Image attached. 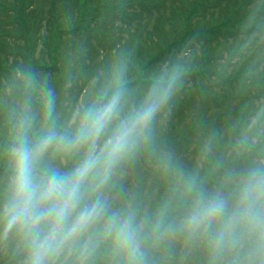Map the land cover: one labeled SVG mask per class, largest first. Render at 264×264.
Masks as SVG:
<instances>
[{
  "label": "trees",
  "instance_id": "obj_1",
  "mask_svg": "<svg viewBox=\"0 0 264 264\" xmlns=\"http://www.w3.org/2000/svg\"><path fill=\"white\" fill-rule=\"evenodd\" d=\"M41 1L47 5L46 8ZM129 1L38 0L35 10H32L33 13L32 11L26 12L25 16L23 9L25 0L0 2V11L7 15L2 21L0 40L6 42L7 38L10 44H15L12 39H18L22 43L17 47L0 44L1 49L10 50L12 52L10 56L13 57L15 52L22 54L20 58H23V62L26 63L23 68L29 69L26 78L17 80L8 71L10 69L8 63L0 60V82L8 81L12 87L9 96L2 92L3 87H0L1 95L8 98V100L4 99L5 103H0V109H3L0 118V207L3 204V191L9 174L8 150L12 145L22 142L15 138V124L18 117H22L30 133L33 131L31 137L23 141L26 143L32 141L37 133L71 137L79 125L77 120L75 126H69L71 109L64 103V100L62 102L60 99L52 100L46 94L41 95V91L50 90L52 94L58 92L57 94L63 97L62 92L65 90L63 79L68 81L72 80L73 76H77L73 80V88L81 93L84 91L85 94L80 102V105L84 103L81 116L112 94L119 93L122 104L121 117H123L145 103L153 90L159 91L163 86L167 88L168 94L154 114L153 120L173 117L170 120L174 124L173 126L170 122L172 132L177 126V129L181 130L190 123L208 125L209 129H212L208 142L212 149L200 156L196 163L198 168L207 169L208 173L193 180L194 187L191 191L184 186L176 191L177 199L173 198L174 201H178L176 203H169L159 198L161 192L157 194V200L161 203L165 201L170 205L174 218H180L182 223L177 222L172 226H167L168 222L162 223L159 229H155L156 224L152 215L153 209L157 206L155 205L147 213L148 226L140 228L135 233L131 232V239L127 243L117 244L114 240V231L108 232L105 226L109 217L114 213L113 208L109 207L117 204L119 198L115 196L111 187L105 186L101 189V198L106 209L103 215L105 217H101L102 221H100L101 218L98 219L78 240L65 245L71 250L70 257L67 256L64 246L59 254L52 258L51 264H78V260L83 257V264H185V261L188 264H244V252L237 250L234 245L240 242L246 244L247 236L255 237L256 233H261V230L255 231L242 225L228 234L231 243L227 245L221 242L218 247H215L212 238L209 239L208 236L214 231V224H211L208 229L200 226L193 227L188 225L186 218L201 196H223L228 189L236 186L240 177L236 172L242 175L248 170L264 169V110H257V120L249 123L247 111H243L240 105L232 109L228 108L232 101L226 100H231L234 95L239 94L230 93L224 88V85L230 83V78H225L224 73V66L227 64L218 62L219 59L217 60L214 54L216 49L214 43L217 44L219 40L218 33L226 30L227 25L228 27L233 25L248 28V33H254L252 42H256L258 49L254 50L250 45V49L246 48L238 54L247 67L253 64L256 67L259 63L264 65V44L261 45L259 41L264 40V0H229L224 7L225 13L214 14L208 23L203 19V8L208 10L218 0H213L214 3L210 2L211 0H198L191 5L181 0L182 7L170 2L167 9L168 14L163 9L166 0H137L140 3L139 7L140 5L142 7L139 13L129 12L124 8ZM40 14L45 16L44 33L40 38L44 47L40 50V54L36 55V44L31 31L35 34L38 30L41 24ZM132 15L141 16L140 19L148 18L147 21H153L154 26L149 29L146 23H138L136 29L133 28L129 32ZM115 20L121 25L114 24ZM109 21L111 27L105 28L104 24H109ZM102 29L108 30L113 36L111 45L106 43L108 39L103 41ZM125 32H129V35L123 38L122 34ZM90 40L106 47L103 63L94 60L92 56L94 45L91 46ZM242 43L245 44L247 41ZM197 49H200V52ZM112 50L117 51L118 59L115 61L111 56ZM85 62H87L86 66L83 65ZM126 67L128 68L127 75L125 71L121 72ZM243 71L244 69H241V72ZM258 73L263 75L260 71ZM60 74L63 79H57L58 82L50 80ZM93 74H96V79H93ZM211 74L220 78V80L217 79L220 86L209 88L206 84H202V80L210 77ZM250 75V81H254L255 73L251 72ZM243 78L248 77L244 75ZM195 82L200 85H196ZM258 83L260 93L255 97L249 95L247 97L264 99V83L260 81ZM243 84L248 88L250 86L247 82ZM184 86L187 87L183 88ZM217 88H221L223 92L217 91ZM14 89L16 94L13 93ZM22 94L25 97L23 99L34 111L33 115L16 104L15 97ZM34 95L39 99L32 98ZM237 98L239 100V97ZM65 100L67 104L73 102L70 97ZM235 114L237 117L235 125L238 131L237 136L234 134L235 137H233L232 130H235L233 116ZM221 119H224L228 126L227 145L229 148L227 149L220 147V144L214 141ZM193 139L194 137L192 142L195 143ZM199 144L202 143L198 142L197 146ZM142 149L148 153L140 154ZM213 150L216 153L211 155ZM150 154L152 150L148 145H143L142 148L136 146L126 156L131 158V155H134V159L131 158L133 163L124 164L119 161L116 164L118 167L113 168L115 171L112 170L106 183L110 185L122 183L124 179L118 180V176L124 174L126 170H131V173L135 172L138 184L147 170L145 167H148L149 163L156 166ZM79 158L80 154L75 153L60 158L55 164L45 159L44 162L42 161V166L57 165L56 167L64 169L67 165L65 168L67 169L69 165L73 166ZM62 161H66V165ZM217 166L221 168L214 176ZM107 188L112 193L110 197L103 195ZM186 192L188 196L185 197L183 194ZM139 193L138 189L134 197H129V201L134 203ZM118 221L120 222L119 219ZM175 226L183 228L181 236L177 234L179 239L173 231L168 232ZM140 232L141 237L134 241L133 238ZM221 233L220 238L224 233L226 237V230L222 228ZM217 234L213 233V236ZM17 235L15 230L5 232L3 226L0 225V247L5 239L14 238ZM173 238H176L175 245L172 243ZM200 241L205 243L202 249L198 245ZM24 246L25 243L19 252L14 251L7 256V259L0 260V264H18L27 258L28 249Z\"/></svg>",
  "mask_w": 264,
  "mask_h": 264
},
{
  "label": "clouds",
  "instance_id": "obj_2",
  "mask_svg": "<svg viewBox=\"0 0 264 264\" xmlns=\"http://www.w3.org/2000/svg\"><path fill=\"white\" fill-rule=\"evenodd\" d=\"M167 88L153 90L138 108L121 117L119 93L90 108L71 137L37 133L7 153L9 174L0 207V225L15 230L28 249V264H51L65 245L87 232L105 213L101 189L115 165L129 155L163 104ZM80 158L70 169L44 167L49 154ZM228 215L231 222L264 227V173H252L239 187V199L228 211L220 195L201 196L186 222L192 226L210 223ZM108 232L123 245L131 239L126 222L109 217Z\"/></svg>",
  "mask_w": 264,
  "mask_h": 264
},
{
  "label": "rangeland",
  "instance_id": "obj_3",
  "mask_svg": "<svg viewBox=\"0 0 264 264\" xmlns=\"http://www.w3.org/2000/svg\"><path fill=\"white\" fill-rule=\"evenodd\" d=\"M2 1L4 0H0V2ZM33 1L34 2H31V6L29 7V10L31 11L35 8L36 3H38V0H33ZM121 1H124V0H121ZM185 1L187 4L191 5L193 3H196V1L198 0H185ZM228 1L229 0H218V2L215 4L214 3L215 1L211 0L210 2L214 3L213 6L212 7L210 6L208 10L203 8L204 11H202V15L204 13L203 19L205 20V22L208 23L211 20L212 16L214 14L216 15V13H220V14L225 13L224 7L226 6V3ZM170 2L175 3L178 7H182L181 0H166V3L163 6V9L167 12V14H168L167 9L170 6L169 4ZM138 4L140 3L137 0H130L129 3L124 8L129 12L139 13L140 10H142V7L141 5L139 7ZM42 5L45 6L46 4L42 2ZM183 7L184 9H186L184 5ZM140 18L141 16L138 17L136 15H132L130 17L132 21V25L129 26V32H131L133 28L136 29V27L138 26V23L140 24L146 23L149 29H151L154 26L153 21H147L148 18H145V19L144 18L140 19ZM113 23L121 25L117 22V20H115ZM104 27L105 28L111 27L110 21H109V24H104ZM41 31L42 33L40 34V36L38 35L36 37V48H35L37 49L36 55H39L40 50L44 47V43L42 42V40H40L41 36L44 33V24L42 26ZM247 31H248V28L244 29L241 27H235L233 25H231V27H228L227 25L226 30L218 33L219 40L217 41V44L216 42L214 43L215 44L214 47H216V49L214 50V54L216 55L217 60L219 59V55H221V58L225 60V61L218 60V62L227 64L226 66H224V73L226 75L225 78H230V83L229 85L223 84L224 88L228 89L230 93L243 95V99L241 100V102L238 101V98H237L238 95H235L236 97H234L231 100H226V101H232V103L229 104L230 107L228 108L232 109V107H238V105H240L243 111H247V119L249 120V123H250V122H255L257 120V113H258L257 110L258 111L264 110V99L262 98L251 99L247 97L248 95L255 97V95L257 96V94L260 93L259 83L257 80H254V79H253L254 81H250V78H251L250 73L253 72L255 73V76H259L261 75L258 73L260 71L264 74V65L263 64L260 65L259 63V64H256V67L253 66L254 64L247 67V65H245V63H243L242 59L240 58V55L236 52V50L243 48L242 42L247 41V44H252L251 42L253 40L254 33L251 34V33H248ZM102 32L104 34L103 41L108 39L106 43L108 45H111L112 44L111 39L113 37L111 33L108 30H103V29H102ZM129 32H125L124 34H122L123 38L128 37ZM12 38H16V37H12ZM12 41L15 42V44H12V43L10 44L6 38V42H3L2 40H0V44H2V46L7 44L9 46H14V47H17L18 45H22V43H20L18 39H12ZM259 41L261 45L264 44V40L263 41L259 40ZM90 44L91 46L94 45V49L92 48L93 50L92 56L94 60H97L96 62L103 63V59L105 58V55H106L105 53L106 47L104 45H99V43H97L94 40H90ZM236 46H237V49H236ZM248 48L250 49L251 47L248 46L247 49ZM88 51L90 52V49H88ZM108 51L110 50L108 49ZM197 51L200 52V49H197ZM116 52L117 51H113V50L111 52V56L112 58H114V61L118 59ZM11 54L12 52L10 50L1 49V45H0V60L8 63L9 68H10L8 71L12 73V77L15 76L17 80H20V78H22L23 80L29 74V69L23 68L26 66V63L23 62L24 61L23 58H20L22 54L15 52L14 57L10 56ZM12 61L13 63H10ZM228 63H230L231 65H229ZM86 64L87 62H85L83 65L86 66ZM241 69H244V71L241 72ZM95 75L96 74H93L94 76L93 79H96ZM244 75H246L248 78H243ZM61 77H62V74L50 80L58 82L57 79H63ZM76 78L77 76H73L72 80H68V81L63 79L65 83V87L63 88L65 90L62 92L63 97H60V95L57 94L58 92H56L55 94H52L53 92L50 90H47L46 92H43V91L40 92L41 95L46 94L52 100L60 99L61 102L62 100H64V103L70 106L71 117H70L68 124L71 127L75 126L77 120H78V123H80L81 121L82 116L80 113H81V109H83L84 103L81 104L82 105L81 106L80 102L82 98L84 99L85 97L84 91H82L81 93L78 89L73 88V80ZM232 80L234 81L232 82ZM77 81L79 82L78 79ZM244 81L250 84L249 88L243 84L245 83ZM203 82L207 84L210 88H212L213 86L215 87L217 85L220 86V83L216 79V76L212 74L210 75V77L204 78ZM0 87H3L2 92H5L7 96L11 94L12 87H11V83H9L8 81L0 82ZM217 91L222 92V89L217 88ZM2 92H0V96L2 97V98L0 97V103H5L4 99L8 100V98L7 96L3 97L1 95ZM13 93L16 94L15 89ZM67 97H70L73 102L70 104H67L65 100V98ZM23 98H25L23 94L19 97L16 96L15 97L16 104L20 106L21 109H27L28 113H31V115H33L34 111L31 110L29 103H26L25 99ZM32 98L37 99V100L39 99L36 95H34V97ZM2 111L3 109H0V118L2 117ZM236 118L237 117L235 114L233 116L234 129H235L234 131L232 130L233 137H235L234 134L237 136V131H238L235 125ZM172 119L173 117L171 118L164 117L161 120H153L152 118L149 126L147 127V129H145L144 133L140 136V138L138 139L137 145H136L137 147L142 148L143 145L150 144L153 148V151L155 152V157L158 159H161L163 157V161H165V164L159 165L160 163H163L162 161L154 167L151 163H149V166L145 167L147 170L144 172L143 177L139 181L138 185L136 183V177H135L136 174L135 172L131 173V170H126L125 173L123 172L124 174H121L118 176V180L127 179L128 181L126 180L123 183H117V184L112 185V188L115 192V196L117 198H121L122 200H120L117 204L111 205L109 207V208L116 209V213L112 214L110 217H115L117 220L119 217H123L122 221L127 223L132 233L137 232L140 228H145L148 226L147 219L145 220L144 217L142 216L144 213H149L152 210V207L155 205H157L156 207L161 206L162 203L159 202V200H157L158 199L157 194L161 192V196L159 198H162V200H166L169 203H176L177 200L174 201L173 199V198H176V195H175L176 191H179V189L182 186H184L188 191H191L194 187L193 180L199 179L205 173H208L207 169L201 170L200 168H198L196 166V163L198 162V159L200 156H202L205 152L208 153L209 149H212V146L208 144L209 139L211 138V135H212V129H209L208 125H203L200 123L196 125L194 124L193 126L194 129L190 131L192 138L194 137L193 141H195V143L191 142V148L193 150L190 151L189 153H184L180 149V146L178 145L177 140L173 138L174 132H172V126L170 124V120ZM202 128H207V129H202ZM15 130H16L15 138L19 135H23L26 138H29L31 137L33 133V131H31L30 133L27 130V128L25 127L23 123L22 117H18L16 124H15ZM196 131H199V133L195 134ZM204 131L206 132L203 135L197 136L198 134H201ZM214 141L219 143L220 147L224 149L229 148V146L227 145L228 126H227V122H225L224 119H221V122L219 123ZM198 142H201L202 144H199L197 146ZM145 152L148 153V151H146L145 149H142L140 151V154H144ZM215 153L216 151L213 150L211 155ZM60 158H62L61 155L51 153L46 158V160L47 162L51 161L53 164H55L59 162ZM76 162H74V164ZM120 162L124 164L133 163L131 158L129 157H126L123 160H120ZM62 163L66 165V161H62ZM48 165H52V164H48ZM56 166L57 165H53L52 167H56ZM73 166L69 165L67 169H70ZM220 168L221 167L218 168V166L215 168L214 176L216 175L217 172H219ZM254 172L264 173V169L248 170L245 174H242V175H240L239 172H236L238 176H240L238 184L236 186H232L222 196L227 203L229 212L231 211L232 208L235 207V205L238 202L239 187H240L241 181ZM149 185H151L150 186L151 188L149 187ZM104 187L105 185H103L102 189ZM138 189L140 193L136 197V200H134L135 201L134 203H139L142 200H147L146 202L147 206L143 208V212L141 215L135 218L127 219V217L129 216L128 209L131 211H133L134 209L132 202L129 201V197H134ZM108 190L109 189L107 188L106 191L103 192V195L106 197H110L112 195V193H110L111 191H108ZM149 191H150V194H149ZM100 195L102 196V192L100 193ZM183 195L186 197L188 196V193L186 192ZM170 208H171L170 205H168V207H166L163 210V214L165 218L169 216V213L171 212ZM100 221H102V218ZM177 222L180 224L182 223L180 218L179 219L175 218L174 221H169L167 226L169 225L172 226L174 223H177ZM211 224H214V229H213L214 231L210 232L208 236H209V239L212 238V243L215 247H218L221 242H224L227 245L231 243L230 235L228 234H230L231 231H235L239 229V227L242 225H244V227H249L250 229H254L255 231L261 230V233H256L255 237L247 236L248 242L246 244H241L240 242L238 245H234V246H236L237 250H242L244 252V256H243L244 264H264V227H255L245 222H239V223L231 222L229 220L228 215L217 217L213 219L210 223L201 224L198 226H200L203 229H206V228L208 229V227ZM160 226H161V222L159 221L155 225V229H159ZM193 227H196V226H193ZM222 228L226 230L227 234L225 237V233H224L223 237L220 238V234H222L221 233ZM182 230L183 228L181 226L180 227L175 226L173 227L172 230L169 229L168 232L173 231L174 234H176V238L179 239L180 238L179 236H181ZM213 233H218V234L213 236ZM177 234L179 236H177ZM139 237H141V232L137 233L135 237L133 238V240L136 241L137 238ZM176 238L172 239L173 244ZM23 244L24 242L19 234L15 236L14 238L5 239L3 245L0 247V255H1L0 260L7 259V256L12 254L14 251L19 252V250L23 248ZM198 245L200 248L205 247L204 241L198 242ZM65 247H66L67 256L70 257L71 250L69 246H65ZM83 259L84 257L81 260H78V264H83L82 263ZM18 264H28V257L21 260V262H19ZM185 264H188L187 261H185ZM223 264H228V263H223Z\"/></svg>",
  "mask_w": 264,
  "mask_h": 264
}]
</instances>
